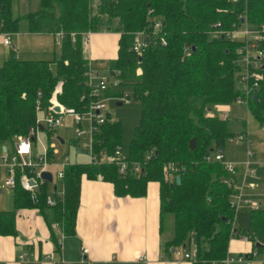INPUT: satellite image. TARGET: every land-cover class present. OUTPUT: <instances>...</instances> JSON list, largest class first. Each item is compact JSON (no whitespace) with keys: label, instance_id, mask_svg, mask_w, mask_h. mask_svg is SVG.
<instances>
[{"label":"trees","instance_id":"trees-1","mask_svg":"<svg viewBox=\"0 0 264 264\" xmlns=\"http://www.w3.org/2000/svg\"><path fill=\"white\" fill-rule=\"evenodd\" d=\"M11 1L0 0V32H16L19 20L25 18L28 31L60 32L61 39L51 58H19L11 47L0 64V147L12 149L15 138L35 124L36 107L46 108L52 98L65 107L82 109L92 95L81 34L111 30L119 34L116 56L104 61V68L117 83L127 81L131 86L128 96L140 103L139 118L124 153L127 163H138L139 169L122 174L114 163L65 162L62 192L53 197V205H47L48 182L40 183L33 201L30 191L19 182L22 173H32L27 167H17L10 188L12 207L0 209V235H15L16 210L35 206L58 250L51 223L64 235L74 233L80 177L96 178L99 174L112 184L116 195H143L146 183L157 181L159 231L164 215L171 216L172 232L163 247L167 251L183 244L194 247L192 264L219 262L227 254L232 234L240 233L252 243L258 242L257 248H264V207L249 209L246 229L233 228L234 209L229 201L235 191L236 172L219 160L205 158L222 153L225 140L234 134L227 118L209 112L211 106L230 103L239 94L235 82L238 66L232 59L240 42L209 33L237 26L241 16L252 24L263 21L264 0H38L37 10L15 16ZM155 18L161 25L151 34ZM139 30L149 34V41L136 53L131 42ZM260 71L246 109L264 128V67ZM107 91L106 86L103 95ZM106 118L95 133L94 149L111 152L120 144L121 127L119 120ZM168 161L180 167L177 182L175 176L167 179L162 173L163 163Z\"/></svg>","mask_w":264,"mask_h":264},{"label":"crops","instance_id":"crops-1","mask_svg":"<svg viewBox=\"0 0 264 264\" xmlns=\"http://www.w3.org/2000/svg\"><path fill=\"white\" fill-rule=\"evenodd\" d=\"M33 9L29 11H35L38 8L34 6ZM25 12L27 11L21 13L24 14ZM18 25H20L19 22ZM3 33L0 32V44L8 48L7 45L1 42ZM11 34L9 33V44L13 45L11 47L18 48L25 53L34 51L33 53H44V56L51 54L43 59L51 58L58 49L59 44L53 42L55 34L48 31L30 32L27 30V22L21 30L13 32L16 35L15 43L11 42ZM25 35L30 37V41H33L32 43L29 41L28 48H26L28 42L23 41ZM118 35V32L111 30L90 31L88 41L83 46L84 57L91 64L92 60L98 64L114 58L116 56ZM53 43L56 44L55 48ZM38 128L40 130L44 129L40 125ZM249 139L248 137L246 143L250 141ZM33 142L31 141L30 143V155L35 158L37 153L40 152L35 155L32 153L31 146ZM14 143L15 141L13 142V148L15 146ZM13 148L7 149L11 151ZM48 152L51 154V151H47L46 154L50 163L51 156H49ZM222 157L225 161L232 163L236 172L235 191L231 193V198L237 193L240 197L253 194V190L259 188H254L258 184L250 185L251 188L244 186L247 175L253 172V170H249L246 167L248 161L246 160L245 162L242 176L241 172L239 173L236 168L237 163H241V160L228 155V151L226 154L222 151ZM74 161L78 160L71 159L70 162ZM65 162H68L67 159L60 165L62 166ZM262 163L264 172V159ZM61 166H59V169ZM0 170L5 172V176H7L5 167ZM56 173L55 177L60 181ZM7 187L11 188L10 186ZM158 187L157 181L150 180L146 183L143 195H116L109 181L99 177L87 178L82 175L79 183V200L75 215L74 233L72 235H64L58 227L52 225L53 232L59 243V249L55 250L54 244L50 239V229L38 208L35 206L18 208L15 212L16 234L0 235V264H20L17 260V255L20 253L26 254L27 260L24 264H56V261H58V264H192V260L184 259L172 249L167 251L163 247V242L170 237L172 229L167 231L164 236V225L161 222V230L159 231L160 200ZM61 192L60 181L52 184L49 188L47 187L46 196L55 197V195H60ZM240 205L248 207L242 198L240 199ZM257 206L259 207V202H257ZM11 207L10 189L8 193L5 191L0 194V209ZM236 209L234 208L233 213V226H236L235 219L239 218L241 221L240 216L237 215L235 218ZM81 247L87 248L83 254H80ZM180 247L178 246L174 249L181 251L182 249L187 248L188 250L190 248V246ZM257 247L258 244L255 245L244 235L232 234L228 240L226 256L219 262L212 264H264V259L262 261L255 258L258 251L264 248ZM47 254L50 255L49 258L46 256ZM232 254L234 256L240 254L242 258L226 260L228 256H233ZM140 256L144 258L140 259Z\"/></svg>","mask_w":264,"mask_h":264},{"label":"built area","instance_id":"built-area-1","mask_svg":"<svg viewBox=\"0 0 264 264\" xmlns=\"http://www.w3.org/2000/svg\"><path fill=\"white\" fill-rule=\"evenodd\" d=\"M242 21L238 23L237 26L231 29H212L210 32L212 36L222 35L233 41H239L240 44L236 48V57L234 58L235 63H237L238 69L236 70V85L239 89V94L234 97V102L238 104H243L246 107L247 98L250 94H253L254 89L257 87V81L261 77L262 64H264V20L252 24L245 20L244 16H241ZM219 24V22H216ZM151 34H156L160 28L161 22L159 18H155L151 23ZM90 31L83 32L81 34L83 45H86ZM144 36L148 37V40L145 41ZM73 39V37H71ZM61 39V33H55L54 42L57 44ZM160 43H164L165 40L162 36L159 37ZM149 41V34L145 30L136 31L133 35L131 42V49L139 53ZM1 42L4 45L10 43L9 33L4 32L1 38ZM87 83L90 86V94L92 98L83 105L82 109H74L73 107H65L60 104L55 98L51 99L50 104L43 108V118L42 120L36 117L35 124L29 126L28 131L24 135H19L15 138L14 148L9 151L6 146L2 145L0 147V167H5L7 176L4 179V183L7 186L14 185L15 178L14 172L17 167L22 168V166L27 167L31 175L22 173L19 176L20 184L30 191V194H35V191L31 189V186L27 184L29 178H33L38 185L42 183L43 179L39 176L40 170L47 169L49 161L46 157L47 151H52L53 144L44 146L40 153H37V159L30 155V143L34 141V135L39 129V124L45 131H51L56 126L63 125V117L69 116L71 122L73 123V138L75 139L77 148L82 147L85 153L88 156L87 162L90 163H114L116 165L117 171L120 173H136L139 169L138 163L128 164L124 158V153L122 152L121 146L117 144L111 152H107L105 149L96 150L94 149V144L96 143L95 133L98 130V126L102 124L106 118V112H104L105 104L102 97L104 96V90L106 88L105 81L108 82L110 74L107 70H93L88 61V68L86 70ZM113 77V75H112ZM96 79V82L93 80ZM114 83V77H113ZM124 95V94H123ZM128 94L120 97V101L128 102ZM57 105L59 107L58 111H55L53 107ZM38 106L36 107V109ZM227 111H224L219 115L220 119L227 118ZM82 133L85 136H82ZM243 138L248 141L247 132L242 133ZM56 138L59 140L58 136ZM207 160H219L223 166L232 170V163L225 161L222 157L221 152H214L207 154L205 156ZM63 166V165H62ZM62 166L57 171L56 176L61 178L62 176ZM180 170V167L174 164L173 162L163 163L162 173L165 178L170 179L177 175V172ZM96 177L101 178L98 174ZM36 191V192H37ZM240 195L237 193L229 201V205L234 209L239 206ZM45 202L47 205H53L55 198L50 196H45ZM243 202L250 208H256L257 203L250 200H243ZM54 227H58L56 223L52 224ZM86 247H81L80 254L86 252ZM175 253L181 256L184 259L193 260L195 257L196 250L194 247L189 248L188 251H180L178 249H173ZM48 258L49 254L46 255ZM143 256H140V259H143ZM233 258L241 259L242 255L237 254L233 256H228L226 260ZM17 260L20 264H24L27 260L25 253H20L17 255ZM58 264V261L55 262Z\"/></svg>","mask_w":264,"mask_h":264},{"label":"rangeland","instance_id":"rangeland-1","mask_svg":"<svg viewBox=\"0 0 264 264\" xmlns=\"http://www.w3.org/2000/svg\"><path fill=\"white\" fill-rule=\"evenodd\" d=\"M34 6H36V8L39 7L38 0L11 1V11L13 16L18 14L21 15L23 14L21 13L23 11L28 12L29 10H34ZM26 22L27 21L25 18L20 19V25H18L19 28L17 31L21 30V28L24 27ZM15 36L16 35L13 33L10 35L12 43L16 42ZM23 41L28 42V44L26 45V48H28L30 37L25 35ZM32 42L33 41H30V43ZM53 44L55 48L56 44ZM15 46L17 47V45ZM7 47L8 48H5L0 44V64L2 63V58L8 56L11 44L7 45ZM33 52L25 53L24 51L18 48L14 50L15 55L20 58L43 59L51 55L49 53L44 56V53ZM234 58L232 59L233 63H235ZM90 66L93 70H105L104 62L97 64L96 61L92 60V64ZM93 82H96V79H94ZM126 82L127 81L121 80L120 83L109 84V82L105 81V84L108 87V93L107 95H104L102 97L103 102L105 104L104 112L107 113L106 119L111 121L119 120L120 122L121 137L119 145L121 146L123 153H125L128 149L134 125L137 123L140 114V103L136 98L129 96L128 102L122 101L120 105L115 104L116 100H120V97L125 96V94L131 92V86ZM118 93H121V96H113V94ZM224 111H227L228 113L227 120L229 129H232L234 131V134L225 140L223 152L224 154H226L228 151V155L238 160H241V163L238 162L236 165L237 171H239V173L241 172V175L243 174L245 162L247 160L248 164L246 165V167L249 168V170H253V172L247 175L244 181V186L247 188H251L250 185L258 184L254 186V188L259 187L253 190V194L243 195L241 196V198L242 200H250L256 203L259 202V207H264V172L262 163L264 159V129L262 128L263 126L260 125L259 122L255 120L249 113H247L246 108L243 104H238L234 101L227 104L212 105L209 110L212 115L216 116L221 115ZM36 115L38 119L42 120L44 115L43 110L38 107L36 109ZM63 122V125L54 127L52 132H47L44 129H38L36 134L34 135V142L31 146V151L35 155L37 152H41L42 148L44 146H47L48 143L50 145L53 144V148L50 154V163L47 167L52 174L51 182L47 183L48 188L52 184L60 182L58 179H56L55 173L59 170V166H61L60 164L63 163L64 160L67 159L68 162H70L71 159L78 161H87L85 151L82 149V147L77 148L76 146L75 139L73 138V123L71 122L70 117L65 115L63 117ZM240 130H242L240 133L235 134V132ZM245 131L247 132V135L250 138V141L248 143H246V139L243 138L242 135V133ZM57 135L61 136L64 141L60 142L56 138ZM82 136H85V134L82 133ZM80 149H82L83 152L80 151ZM0 169H2V167H0ZM5 177V172L0 170V194L4 193L5 191L7 193L10 192L9 187L5 186V184L3 183ZM249 209L250 207H243L242 205H240L235 210V218L238 215L241 217V221L239 220V218L235 219L236 226L234 227L242 229L247 228V226L249 225ZM170 218L171 216L169 214L164 215V219L162 222V224L164 225V236L165 234H167V231L171 230ZM190 248H192V246H190ZM182 250L188 251L187 248ZM255 258L263 261L264 249L258 251L257 256Z\"/></svg>","mask_w":264,"mask_h":264},{"label":"water","instance_id":"water-1","mask_svg":"<svg viewBox=\"0 0 264 264\" xmlns=\"http://www.w3.org/2000/svg\"><path fill=\"white\" fill-rule=\"evenodd\" d=\"M241 21H242V19H240V22H241ZM220 37L222 38L223 36L220 35ZM144 39H145V41H147V40H148V37H147V36H144ZM11 46H13V45L11 44ZM262 67H264V64H262ZM108 82H109V84L113 83V77H112V75L109 76V80H108ZM114 83H117V80H115ZM115 104L120 105V104H121V101H120V100H116V101H115ZM53 109H54L55 111H58V110H59V107H58L57 105H55V106L53 107ZM207 110H209V107H207ZM39 125H40V124H39ZM40 127H41V125H40ZM58 138H59V141L62 142V138L59 137V136H58ZM188 145H189V148H192V147H193V138H190V139H189V141H188ZM153 153H154V155H156V150H154ZM39 176H40V178H42L43 180H46L47 182H50V181L52 180V174H51V172H50L49 170H47V169H45V170H40V171H39ZM178 179H179L178 175H175V181H176V182L178 181ZM27 184H28L29 186H31V189H32L33 191L36 192V191L38 190V185L36 184V181H35L33 178H29V179L27 180ZM32 200H33V201L35 200V195H34V194L32 195ZM195 237H196V235L193 234V236H192V242H193V243L195 242ZM257 244H258V242H255V245H257ZM182 246H183V248L185 247L184 244H183ZM172 250H173V249H172Z\"/></svg>","mask_w":264,"mask_h":264}]
</instances>
